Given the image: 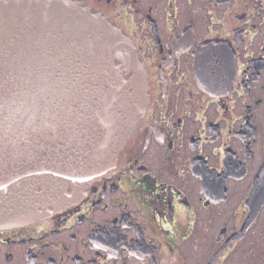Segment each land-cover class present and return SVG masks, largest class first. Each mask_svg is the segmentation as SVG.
I'll use <instances>...</instances> for the list:
<instances>
[{"label":"flooded vegetation","instance_id":"obj_1","mask_svg":"<svg viewBox=\"0 0 264 264\" xmlns=\"http://www.w3.org/2000/svg\"><path fill=\"white\" fill-rule=\"evenodd\" d=\"M82 1L135 41L147 108L82 199L0 229V264H264V0Z\"/></svg>","mask_w":264,"mask_h":264},{"label":"water","instance_id":"obj_2","mask_svg":"<svg viewBox=\"0 0 264 264\" xmlns=\"http://www.w3.org/2000/svg\"><path fill=\"white\" fill-rule=\"evenodd\" d=\"M148 99L141 52L108 14L82 0H0V229L82 199Z\"/></svg>","mask_w":264,"mask_h":264}]
</instances>
